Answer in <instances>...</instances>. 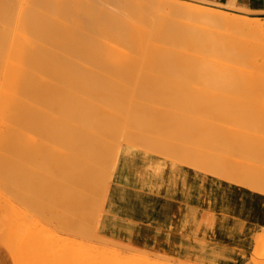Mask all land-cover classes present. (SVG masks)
I'll use <instances>...</instances> for the list:
<instances>
[{"label": "bare ground", "instance_id": "6f19581e", "mask_svg": "<svg viewBox=\"0 0 264 264\" xmlns=\"http://www.w3.org/2000/svg\"><path fill=\"white\" fill-rule=\"evenodd\" d=\"M0 18L1 20H3L0 21V27L3 28V30L1 29V31L5 32L4 35L5 37L4 39H2L3 45L9 42L8 50H6V52L4 50L3 51L0 50V152H1L0 157L4 158V160L7 158L5 160L6 162L8 160L11 161L10 157H16L17 155V158L16 160H14L13 165H15L16 162V166H18L17 164H21L22 166V164L24 163L28 164L27 163L28 160H29L28 162L34 163V161L32 162V158H29L31 156H28L29 155L28 152L30 151V155H31L32 153L34 154L36 149H38L39 153H36L38 152L36 151L35 152L36 156H33L32 154L33 160L35 157V160L37 158V162H38L37 163L35 161V164L36 163L38 164V165L36 164L37 166L34 164L36 167H38V169L34 168L35 171L37 170V173H35L34 171V173L37 175V178H34V176L36 175L34 173L31 174V172H29V169L28 171L25 169V171L30 173V176H28V178L32 177L33 175L32 178L37 180V181L35 180L37 182V185L39 184V186H41V189L43 191H41V189L39 190L42 192L41 194L39 191H37L39 188L38 189L36 188L37 190L33 191L34 187L32 188V186L35 185V181L32 178H30L29 181L30 182L34 181L33 185L31 184L32 182L30 183L28 181L26 185L27 184L32 185L30 187L32 189V192H37L42 197V199L40 200H43L42 202L46 204L48 208L46 209V211L49 210V212L52 214V217L54 215L53 219L56 218V221L57 219H60L59 221L62 220L63 224L58 221L57 222L64 225L65 228L63 227V229L65 231H69L70 236L72 234L74 235L73 238L70 237L66 238V236L64 238V235L61 234L63 236L62 239L59 236L60 234L57 233L59 235H55V237L52 238L54 236L53 235L54 233H52L51 231L52 226L50 227V229L47 226L48 230L46 228L45 229L43 228L47 233V236L45 237V241H44L45 244L43 243V241L41 243L44 247L47 246L48 248V251L45 253L44 252L45 250L43 251L42 249L43 246H41V244L38 243L39 242L38 237H36V240L38 242H35V240L34 243L32 242L34 246L32 245V243L30 245L28 244L25 245V242L28 238L27 236L26 237L24 236L25 239L27 238L24 241L23 236H21L23 234V230L19 226V229L22 230V234L19 235L20 237L19 242H24V243H20L22 247L19 244L16 247L15 244L19 242L16 241L17 243L14 244L12 242H9L8 238L11 239V236L14 233H15L14 235H16V232L14 231L17 230L12 231L11 229H15L17 227V226L16 227L13 226L15 225L14 223L15 221H17V219H22L21 216L20 218H14L19 214H22L18 212L19 214L17 215V213H15L16 214L15 215L14 214L15 210L23 211L25 207L19 208L23 210H17L16 208L14 210L10 207L9 208L5 207V210L9 209V211L0 210V213L2 214L3 211L7 212V214L5 213L6 219L0 217L1 218L0 229L3 230V228L4 229L6 228V230L4 231H8L5 232V235H7L6 239L10 243V245L14 244L13 247H15L13 250V247L9 246L10 248L12 247L13 250L12 253L16 254L18 252V251L14 252L16 248H18L19 250L21 249L19 252L22 253L23 251V254L25 253L24 256L26 255L25 258L27 257V259H29L28 256H30L31 258L34 257L32 261L29 260L31 264H187L188 261L193 262L191 264H213V263L217 264L218 261L209 258L208 254L198 253V252L195 253L194 250H190V248L189 250L183 249L180 252H178L180 256L175 252L170 251L169 252V256L171 257L170 259L168 258L169 257L168 255L165 256L166 255L165 253L163 254L161 252L159 253L156 252L157 253V254L155 253L156 255H163L162 257L161 256L159 257L154 254H151L150 253L151 250L149 251V249H148L149 251L148 253V251L144 247H142L143 251H141L142 250L141 247H140L141 250L136 249L139 247L134 246L135 248H133V246L132 247L130 246L132 245L131 243H129V245H127V243L126 245H123L125 243L120 244L119 242L121 240L123 242H126L123 239H121L118 242L119 244L117 243L115 244L116 241L112 242L113 240L111 239H116V240L119 239L120 233L119 232L116 234L109 233L108 227L104 225L103 219H101V209L98 208L97 205L99 204L98 200H101L100 199L101 195L104 197L110 192L109 180L110 177L113 176L115 168L121 170L123 169L124 166L123 161L126 163L124 159H119V160L117 159L119 150L117 151L116 149L117 137H115V134L116 136L118 133H119L118 135L123 134L120 133V131L118 132L119 126L124 128L126 127V123L130 122L129 124L130 126L139 129L141 128L143 131L145 130L146 127L147 129L149 128V130H151V132L154 133L152 134L155 138L150 137L151 135L150 132H149L150 135L146 134L147 138L144 136L147 139V142L149 143L150 148L148 149L150 150L152 149V152L155 151V153L156 151H161L164 154H166L165 157L167 156V158L169 157L170 159H171L170 156L172 155L171 153L175 152L176 154L180 149L181 152L183 149H189L190 151L193 150L194 154H199L195 152V149L201 148V145H207L208 142L211 141L210 134H216L218 132L217 130H219L218 128L221 129L223 128L224 130L225 127L223 126L224 122H218L219 120L217 121L216 119H213L211 117H210L211 119L208 117L203 118V115H201L202 118H197L195 115V117L193 116L192 118L190 117L191 115L184 113L183 115L186 116L185 119L184 117H180L182 113L181 114L177 113L179 115L178 116L176 114V112L178 111L174 112L173 110H175V108L173 109L169 107V106L175 107L174 106L175 104L176 105L179 104L176 103V100H174V97L177 96H174L173 99H170L172 98L171 94L173 93L175 94L177 92H173V93L170 92L171 96L170 98H168L166 97V95H164V93L161 90L159 91V93H157V91L155 90L157 94L154 97L148 96L150 97L148 98L147 95L149 93H147V91H149L148 89L150 88H147V90L145 91L146 89L145 87H147V84L150 81H148L147 79L150 78L152 80L150 84L153 83L154 86L158 88L166 85V87L169 86L168 88L170 89H172L173 86H175V84L179 80L181 81V79L183 81L184 80L187 82L189 81L190 84V82H192L190 80L195 78V76L197 80L194 82L198 83L199 81L200 84H201L200 80L204 81V83L206 81H211V82L213 81L219 83L227 82L228 84V82H233L236 80L239 82L242 81L241 78L244 79L243 75L245 76V74L246 75L248 74V76L246 77H250L247 78L249 79V81H252V79L256 78V76L258 77L254 80H258V78L261 75L258 72H260L259 70L262 69L258 67V62H257L259 59L258 54L260 56L262 52L260 53L259 50H263V49H260L262 48L260 47L259 50H257L258 48L256 47V44L255 45L253 44L252 39L255 38L256 40L257 38L261 39L262 37H264V14L248 13L241 10L229 11L224 8L212 7L205 3L193 1V0H0ZM246 39L247 40L250 39L251 42H248ZM247 42L249 43L250 46L248 45L247 47L248 49L246 48L247 49V53H246L245 46L247 45L245 44ZM255 42L257 43L258 41ZM263 56L262 58H264ZM145 76L147 79H144ZM167 77H169L170 80H167ZM145 80H147L148 83ZM183 81H181V84L185 86L184 84L185 81L184 82ZM194 82L192 84H194ZM238 82H235V84L237 85ZM209 83H207L206 85H208L210 88ZM189 84L186 83V87L188 85V89L190 88L189 86H191ZM220 84L219 87L222 86ZM235 84L232 85L236 86ZM177 85L178 83L176 84V86ZM202 85L204 86V84H201V86ZM226 85L224 88L222 86V90L226 88ZM148 86L150 87V85ZM203 86L201 88H203ZM158 88L156 89L158 90ZM180 88L182 89L184 87H180ZM232 88L230 87V89ZM166 89H164V91ZM196 89H193L194 91L192 90V92L190 93L194 94L195 92L197 94L198 90L196 91ZM216 89L218 90V92L221 91L218 89V87ZM173 90L175 89H172L171 91ZM204 90L206 91V88L203 89V91ZM150 91L151 92L153 91L152 88ZM199 92H201L200 89ZM227 94H228L227 96L229 97L230 93ZM198 95L199 94H197V97ZM143 96H146L147 100H154V101H146V98H141ZM202 97L204 98V96ZM191 98L194 101V98L192 96ZM211 98L212 96L210 97V99ZM223 99L225 101L226 98ZM228 99L230 100L231 98ZM178 101H183V100H178ZM134 102H137V104L134 105ZM164 102H166L167 104L164 105L163 104ZM202 102H204V100ZM168 103L170 104L169 106ZM207 103H205V105ZM180 104L183 103L180 102ZM197 104L198 103H196V105ZM223 105L221 106L223 107ZM177 109L180 108H176V110ZM202 109H204L205 111L207 110L205 108H201V110ZM184 110L187 109L184 108L182 111ZM193 112L191 113L193 114ZM196 113L197 112H195V114ZM209 113L208 115H210ZM241 113L242 111L239 114ZM140 114L149 117L150 119L147 118L149 119L148 120L149 122L147 120H146L147 123L143 121L141 122L139 118L137 120V117ZM157 114H159V117H161L160 118L161 121H157L158 119L155 120L156 118H158V116H155ZM225 114L224 115L227 116L228 113L226 112ZM187 115L188 117H190V119L189 118L187 119ZM197 115L200 116L199 113H197ZM236 117L234 115V118ZM140 118H142V116H140ZM244 118L246 119V116ZM132 119L135 122H133ZM218 119L220 118L218 117ZM236 119H239V116ZM254 119L253 120L250 119L249 121H252L253 123ZM236 121L235 119L231 120L230 122L227 121L228 123L227 126L225 127L227 129L226 133L228 130H230L229 132H231V130L238 131V129H240L239 128L240 124H238V122ZM154 122H156V124L159 125L158 129L156 130H154L156 128ZM243 124L240 127H242ZM253 124H255L254 126H256V123ZM247 125L245 124L244 126L248 127ZM252 125L250 123L249 127H251ZM244 126L242 127L243 129L246 128ZM256 127L252 129H256ZM142 130H139V132H141ZM145 131L148 132L147 130ZM145 131L143 133L144 135H145ZM130 133H134V131L133 132L130 131ZM218 133H220L219 135H221L222 132H218ZM134 134L136 135L137 138V139L135 138L136 140H131L134 139L133 135L132 136L129 135V137L131 136V138L128 137L127 140L128 142L129 140L137 141V142L136 143L131 142L129 144L133 145L132 143H134V146L140 144L139 146L141 147V144L145 143V141L144 142L141 141L145 139L143 138V134L141 133V136L140 133L138 134L139 136H137L136 133ZM251 134L253 133L251 132ZM258 134L257 136H259ZM217 135L218 134H216V136ZM255 135L256 134H254V137H256ZM126 136L127 135L125 134V138ZM236 136L237 135H235V137ZM114 137L116 138V140L114 139ZM119 137L120 136H118V139ZM125 138L121 136V140L124 142L126 140ZM245 138L246 136L243 137L242 139L245 140ZM256 138L258 139V137ZM138 139H140L139 143H138ZM215 139H217V137ZM221 141H224V139ZM225 141L226 143L228 142L226 139ZM238 141L240 142V140ZM239 142H237V146ZM213 143L215 144L216 142L215 141L212 142V145ZM240 143L243 144L244 141H241ZM254 143L252 144L254 145ZM225 144L224 147L226 146L225 148H228L227 145ZM208 145L207 147L209 148L214 147V145L213 146H208ZM240 145L238 147H241ZM217 146L220 147L219 145ZM228 146H230V149L227 150L229 151V156L233 153L235 154L234 151L236 152L238 151L237 146H235L236 147L235 149L234 146L231 145ZM245 146L247 145L245 144ZM145 147L147 148V146ZM145 147L144 148L141 147V148L146 149ZM218 147L216 148L218 149L217 151H219L218 153L220 154V150ZM221 147L222 148L220 149L223 151V145H221ZM242 147L244 148V146ZM256 147L257 146L255 145L254 149H256ZM6 148H10L9 150H11V148L13 149L20 148V149H17L19 150L18 153L14 152V154L13 153L10 154L7 152L8 155H6L7 153L5 154V152L2 151ZM216 148H214V150H216ZM32 149H34V151L31 153ZM231 149L232 150L234 149V151L232 152ZM246 149L248 148H245V150ZM250 149L248 151L251 152ZM21 151H23L24 154H26V152L28 151L27 152L28 155H25L28 157L23 156L24 154ZM242 151L243 149H241V151L238 152H242ZM255 152L253 151V153ZM184 153H187V157H188L187 150ZM211 153L210 154L206 153V154L208 155V157L210 155V158L212 156V159H214L215 162L210 159L211 165L207 164L208 165L207 167L209 169L212 168L213 169L212 172H219V170H223V168L225 170V165L223 167L222 163L221 164L219 163L220 157H218L224 152L221 153L220 155L214 154L215 156L218 155L217 157H215L214 155H212L213 153L212 154ZM253 153L252 155L251 153H249V155H251L250 157L252 158L254 155ZM181 154L182 153H180L179 157L180 159H183L181 157ZM194 154L192 156H194ZM226 154L228 155L227 152ZM236 154H239V156H241L240 154L242 153H236ZM5 155L7 157H5ZM177 155L178 154H176V156ZM173 156L175 155L173 154ZM205 156L203 157L201 156L200 158L204 159ZM258 156L259 158L262 157V156L260 157V154ZM226 157L228 156L225 155L224 159ZM231 157L229 163H231L232 160ZM246 157L248 161L249 156ZM257 157L255 155L253 161L255 159V162H257V164L258 163L261 164V161L258 162L259 159ZM106 158H111V161L110 159L108 161L109 162L108 166H107L108 164L107 161L106 164H103ZM244 158L242 157V159ZM263 158H261V160ZM172 160L176 161L177 158L175 159L172 158ZM192 160L193 163H195V165L192 162L190 163L192 167L195 166V168H198L197 166L199 165V163H202L203 161V160L201 161V159L197 160L196 157L195 159L192 158ZM250 160L252 159L250 158ZM263 161L264 160H262V162ZM5 162L2 163L5 164ZM12 162L10 163L12 164ZM178 162H180V160ZM213 162L215 163V166H212ZM250 162L253 163L252 161ZM2 163L0 162L1 164L0 166H2V168L6 167L7 169V166H10L8 164L7 166H5L6 164L2 165ZM30 163L28 165H31ZM197 163L198 165H196ZM235 163H238V161H236ZM216 164H218L219 166L217 165L216 167ZM101 165L103 167H101ZM105 165L107 167H104ZM251 165L249 164L248 167ZM35 166L32 165L31 168L29 167L30 171L31 169L33 170V167ZM258 166L259 165H257V167ZM201 167L202 166H199L198 169H200ZM204 167L205 166H203L200 170H202ZM218 167L221 168L219 169ZM228 168L229 167H227L226 169ZM255 168L256 167L254 166V168L251 169L252 170L254 169L256 171H252L251 169L249 170V168L248 170L251 172V174L257 172V170L258 172L264 171L263 168L262 171L259 170L260 167H258V169ZM235 169H237V172L239 171L238 168L235 167ZM235 169L234 170L232 169L233 171L231 170L232 174L230 175L234 177L235 181L239 182L240 178L238 179L237 178L238 176L237 177L234 176V175H238V173L233 174ZM248 170H246V172H248ZM10 171L14 173L12 170ZM21 171L22 170H19V172ZM204 171L207 172L208 169ZM19 172L18 171L15 172L13 176L19 175L20 174ZM27 172L25 173V175L27 174ZM220 172L222 173V176L226 175L225 173L223 174L222 171ZM12 173L11 176L8 175L10 176L11 179L10 183H9V177L6 176L8 178L6 179V177L4 176L5 177L4 181L8 180L6 181V184L7 183L11 184L12 180L13 183L16 182V180H14L15 177L14 178L12 177ZM101 173L102 176L105 174L107 177H109L108 180L105 179L106 181L103 182L102 181L103 178L100 176ZM221 173H219V176H221L220 175ZM243 173H245V171H243ZM1 174L2 173L0 172V176ZM5 174L6 173H4V175ZM257 174L258 173H255L254 175L256 176ZM259 174L262 175L261 177L263 178V173H259ZM254 175H251V177ZM99 176L100 179L102 178V180L98 179ZM248 176L250 177V174L247 175L245 178H247ZM18 177L16 178L17 181L19 180ZM233 177H228V178L233 179ZM249 177L248 180L250 179ZM25 178L26 177L22 179ZM28 178L26 179L28 180ZM252 178L254 179V177ZM252 178H251V182H254L255 179L253 181ZM258 178L259 177L257 176L256 179L258 180ZM97 180H99V184L97 183V185L99 190H101V194L99 193V190H97L98 188L97 185L95 184L96 182H98ZM262 180H264V178ZM25 181L21 180L23 184H25L24 183ZM102 182L103 184L101 186L100 183ZM255 182L253 184H255ZM259 183L264 184V181L257 182L256 185H258ZM262 184L260 188H262ZM18 185H22V184H20L19 182L17 186ZM94 185L96 186L97 189L93 188ZM99 185L101 187H99ZM6 187L7 186H5V188ZM26 188H28V185L26 186ZM26 188L23 190L21 188L20 189L22 190L23 193H25L24 191L27 190L28 191L26 192V194L28 192L30 193L31 191L29 190L30 188L29 189ZM32 192L28 194L31 196ZM230 192H232V190ZM33 194H35L32 195L34 198V196H36V193ZM29 195H26V197ZM95 196L96 198L99 196L97 200ZM228 196H229L228 199H230L232 196L237 197V200L241 202L240 204L241 206H238L237 208L241 207L246 211L245 212L246 218H249L251 220L254 218V214L257 213V221L258 222L262 221V218H264V206H262L261 204L262 200L257 198L255 195H253L251 199H248L243 195L232 194V193H230ZM28 198L29 197H27L26 199ZM94 199L96 200L97 203L95 206L98 209L94 207L93 211L85 213L86 211H90L89 209L87 210V207L89 208L90 206L91 207L94 206V202H95L93 201ZM28 200H33V199H28ZM34 200L31 202L32 205H35V202L39 203L36 200V197L34 198ZM90 201H91V205L89 203ZM25 203H23V205ZM46 206L44 207L46 208ZM44 207H43V211H45ZM29 210L31 213L32 209ZM11 211H13L12 214H14V217L10 218L11 222L13 223L12 219L14 220L16 219L13 224H11L10 222H6L7 220L10 221L9 216L11 215L10 213ZM33 211H35V209ZM36 211L38 210L36 209ZM25 212L23 214H25ZM38 212L40 213V211ZM32 213L31 214L26 213L28 216L27 215L25 216L26 218L28 217L29 224L26 223L28 224L27 225L28 229L32 225H35L33 222L36 218L34 217L35 218L34 219L32 216L31 218L33 219L29 218L30 217L29 215H32ZM35 214L34 216H36ZM46 216H51V215L47 214ZM29 219H31L32 222H30ZM2 220L3 221L5 220V222L7 223V227L6 225L5 227H3L4 224H2L3 223ZM25 221L27 220L25 219ZM39 221L40 220H38V222ZM9 223L14 228H12V226H10ZM30 223L33 224L31 225ZM39 224L37 226H40ZM29 225L31 226L29 227ZM55 226L57 225H53V230ZM26 227L25 229H27ZM60 228L61 227L59 226V230H61ZM28 229L25 231H28ZM10 230L11 232H9ZM30 231L31 230L29 229L28 233H30ZM41 231L43 230L40 229V232ZM45 232H43L44 235H46ZM59 232L62 233V231ZM28 233L25 232L24 235H27ZM35 233L38 232L35 231ZM32 234H28V237L29 235ZM97 234H99L100 236ZM14 235L12 237H14ZM31 237H33V235ZM31 237L29 238L31 239ZM39 237H43V236H39ZM104 237L108 239L106 240ZM255 237H256L255 240L256 243L253 241V243L255 244L254 246L252 245V247L254 248H252L253 249L252 251L250 250L252 253L253 251L255 253L257 247L256 244L260 243L261 245L264 246V232L263 234L261 233V234H257V236L255 235ZM58 239H60V242H62V244H60L61 245L60 247L57 246L56 243L58 242ZM61 239L63 241H61ZM29 240L28 243H30ZM44 249H46V247ZM263 249L260 248V250ZM260 250H258V252H260ZM261 252H264V250ZM18 253L16 254L18 255L16 258L19 261L24 262L22 263L18 261V263H22V264L30 263L29 261H28L29 263H25L27 262V260L24 258L19 259V256H21L22 258V254L19 253L20 254L19 255ZM254 253L253 256L250 257V259L252 258L254 264H264V255L261 253V255L259 256H262V258L254 261L255 259ZM174 258L175 259L179 258V260L176 261L178 263L173 262L175 260ZM219 261L223 262L221 260Z\"/></svg>", "mask_w": 264, "mask_h": 264}, {"label": "rangeland", "instance_id": "374dc122", "mask_svg": "<svg viewBox=\"0 0 264 264\" xmlns=\"http://www.w3.org/2000/svg\"><path fill=\"white\" fill-rule=\"evenodd\" d=\"M193 1H198V2H202V3H205V4H207V5H210V6H212V7H218V8H224V9H227V10H229V11H235V10H237V11H245V12H248V13H262V14H264V12H255V11H250V10H247V9H244V8H242V7H240V6H233V5H228V4H220V3H214V2H208V1H203V0H193ZM0 21H3V20H1V18H0ZM1 29L3 30V28L2 27H0V50L1 51H5L6 52V50H8V46H9V42H7V43H5L4 45H3V42H2V39H4V35H5V32L4 31H1ZM4 32V33H3ZM247 40V39H246ZM248 42H251L250 41V39L249 40H247ZM252 41H253V44L255 45L256 44V47L258 48H256L257 50H259V48L260 47H262V48H260V49H263L264 50V37H262L261 39H259V38H257L256 40H255V38H253L252 39ZM255 41H258L257 43L255 42ZM260 41V42H259ZM246 42V41H245ZM246 43L245 45H247V46H245V50H246V53H247V47H248V45H249V43ZM255 42V43H254ZM260 43V44H259ZM257 44H258V46H257ZM262 44V45H261ZM261 45V46H260ZM250 46V45H249ZM247 48V49H246ZM19 49V48H18ZM263 50H259V52L261 53L262 52V54H263ZM258 52V51H257ZM258 52V53H259ZM262 54H260V56H259V54H258V57H259V59H258V67H260V68H264V58H262V56L264 55H262ZM262 55V56H261ZM264 57V56H263ZM262 69H260L259 71L260 72H258V73H260L261 75H260V77L258 78V80H254V79H256L258 76H256V78H253L252 79V81H249V79H247V78H250V77H246V76H248V74L246 75L245 74V76L243 75V77H244V79L243 78H241V80L243 81V80H246V81H233V82H228V84H227V82L225 83V82H220V83H222V84H220L219 82H211V81H206L205 83H204V81H202V80H200V82H201V84H204V86H203V88H201L202 86H201V84L199 83V81H198V83L197 82H194V81H196L197 79H196V76H195V78H193V79H191L190 81H192V82H190V84H189V81L187 82V81H185V86L184 85H182L181 84V81H183L182 79H181V81H180V83H179V81L177 82L178 83V85L176 86V84H175V86H173V88L172 89H175V90H173V91H171L172 89H170V88H168L169 86H167L166 87V85H164V86H162V87H156V86H154V84L152 83V84H150V82L152 81L150 78H146V76H145V78L144 79H147L148 81H150L149 83H148V81L147 80H145V81H147V87H145L146 89H145V91L147 90V88H150V89H148L149 91H147V93H149L148 95H147V97L148 96H150V97H154L157 93H159V91L161 90L163 93H164V95H166V97H168V98H170V96L172 97V98H170V99H173V97L174 96H177V97H174V100H176V103H179V104H175L174 106L175 107H172V106H169L170 104L168 103V106L170 107V108H175V110H173L174 112H176V111H178V112H176V114L178 113V114H181L182 113V115L180 116V117H184V119L186 118V116L185 115H183V113L184 114H189V115H191L190 117H192L193 118V116L195 117V115H196V117L197 118H202V116L201 115H203V118H213V119H216L218 122H224L223 123V126H227V123L228 122H230L231 120H234L235 119V121L236 120H238V121H236V122H238V124H240V126L243 124V123H245L248 127H246V126H244L245 124H243V126L244 127H246L245 129H243L242 127H240L239 126V128L240 129H238V131L237 130H235V131H232L231 130V132H229L230 130H228L227 131V133H226V128L224 127V130H223V128L221 129V128H218L219 130H217L218 132H222L221 133V135H219L220 133H218L217 131V133L216 134H218L217 136H216V134H210V140L211 141H209L208 142V144H210V145H208V146H213L214 145V147H207V145H201V148H199V149H195V152L196 153H199V154H194V151L193 150H189V149H183L184 150V152H186V150H187V152H188V157H187V153H184L183 152V150H182V152H181V149L180 150H178V152L176 153V154H178L177 156L179 157L180 156V153H182L181 154V157L183 158V159H180V157H179V159H178V157L176 156V154H175V152H172L171 154V159L168 157L167 158V156L165 157V155L166 154H164L163 152H161V151H156V153H155V151H154V149H153V151L154 152H152V149L150 150V149H148V148H150L149 147V143L147 142V137H146V134L147 135H150V133H151V135H150V137L152 138V137H154L153 136V132H151V130H149V128L147 129V127L145 128V130H149L148 132H146L145 130V135L143 134L144 133V131L140 128H134L133 126H130L129 124H130V122H128V123H126V127H124V128H122L121 126H119V125H116V126H119V129H118V132L120 131V133H123L124 134V132H125V130H126V132H125V134L127 135L126 136V138H125V134L123 135H118L117 134V136H116V134H115V137H117V140H116V138L114 137V139L116 140V142H117V146H116V149H117V151L119 152L118 153V156H117V159L119 160V159H124L125 161H126V163L123 161V163H124V166H123V169H121V170H118L117 168H115V170H114V173H113V176L112 177H110V180H109V193L106 195V196H102L101 195V197H100V199L101 200H98L99 201V204L97 205V207L98 208H100L101 209V219H103V223L104 224H106V222L108 223V225L106 224V226L108 227V230H109V233H112V234H116V233H120V236H119V239H111V240H113L112 242H115V244L117 243V244H122V243H125V244H123V245H126V243H127V245H129V243H131L132 245H130L131 247L133 246V248H135V247H139V248H136V249H140L141 250V248L142 247H144L147 251H148V249H149V251L151 250V254H154V255H156L157 253H159V252H161V253H165L166 255L165 256H169V252L170 251H172V252H175L176 254H178L176 251H175V248H174V246H170V247H168V248H166V249H163V248H158V247H155V246H151L150 245V243H149V241L148 240H144L145 238H148V236L147 237H145L144 236V238H143V235H142V232H141V230H142V223H138V222H136V220H135V217H137V218H141L139 215H137L136 213H132V211H131V213H130V206L133 208V209H138V207L135 205L134 206V204H133V202H135V204H136V202H138V203H141V205H140V207H142V205H143V203L145 202V201H147L148 200V198H152V199H157V198H159V197H157V196H152V197H150V194L151 195H160V194H162V195H165V193H167V194H169V195H172V197H175V199L176 198H179V197H181V201H183V208H182V210H181V213L179 212L180 210L179 209H177L176 208V210L173 212V216L171 217V219H172V222H171V226H170V230L174 233V234H176L178 237H179V235L180 236H182L183 235V241L185 242V241H187V244L189 245V246H191V244H193V249L192 250H194V252L195 253H206V254H208V257L209 258H212V260H217L216 262H217V264H220V263H222V264H254V262L252 261V258L250 259V257H252L253 256V253H254V251H253V253L251 252L253 249L252 248H254V247H252V245L254 246V244L256 243L255 242V240H256V237H255V235L257 236V234H263V232H264V218H262V221L261 222H253V221H251L249 218H246L245 217V210H241V211H239L238 210V206L236 205L238 202H239V200H237V197H234V196H232L230 199H228V195L230 194V193H232V194H238V195H243V196H245V197H247L248 199H251L252 197H253V195H255L257 198H259L260 200H262L261 202H263L264 203V193H262V192H264V184H262V183H259L258 185H256V183L257 182H260V181H264V180H262L263 178H264V171L263 172H258V170H257V172H254L253 174H251V172L249 171L251 168H254V166L258 169V167H260L259 168V170H261L262 171V168L264 169V161L262 162V160H264V156H263V154H264V151H262V150H264V69H263V71H262ZM262 71V72H261ZM257 73V74H258ZM172 76V75H171ZM250 76H252V75H250ZM254 77V76H253ZM172 78V77H171ZM197 78H199V77H197ZM167 80H170L169 79V77H167ZM166 81V80H165ZM183 81V82H184ZM247 81H249V82H247ZM168 82V81H167ZM194 82V84H192ZM210 82V83H209ZM235 82H238L239 83V85H238V83H237V85L235 84ZM186 83L187 84H189V85H191V86H189L190 88L188 89V85H187V87H186ZM196 83V84H195ZM207 83H209V85H210V88H209V86L208 85H206ZM216 83H217V85H216ZM243 83V84H242ZM182 86H181V85ZM213 86H212V85ZM215 84V85H214ZM219 84L220 85H222L223 86V88L225 87V85H226V88L225 89H223L222 90V86H220L219 87ZM232 84H235L236 86H233ZM241 84V85H240ZM148 85H150V87L148 86ZM194 85V86H193ZM232 88V87H234V88H232V89H230V87ZM199 86H200V88H199ZM206 86V87H205ZM211 86H212V88H211ZM180 87H184V88H180ZM196 87H197V89H196ZM218 87V89L219 90H221V91H219L218 92V90L216 89V88ZM229 87V88H228ZM151 88H152V92L150 91L151 90ZM155 88V89H154ZM156 88H158V90L156 89ZM162 88V89H161ZM167 88V89H166ZM196 89V91H197V94H199L198 95V97H197V94L194 92V94H191L190 92H192V90L193 89ZM206 88V91L204 92L203 91V89H205ZM216 90H215V89ZM241 88H243V89H241ZM164 89H166L165 91H166V94H165V91H164ZM170 89V90H169ZM183 89H185V90H183ZM199 89H200V91L201 92H199ZM212 90V91H210V90ZM214 89V90H213ZM229 91H228V90ZM157 91V93H156V91ZM177 90V91H176ZM181 90V91H180ZM187 90V91H186ZM184 91H186V92H184ZM189 91V92H188ZM194 91V90H193ZM170 92H177V93H173V94H171ZM180 92V93H179ZM204 92V93H203ZM208 92V93H207ZM217 92V93H216ZM169 95H168V94ZM203 93V94H202ZM226 93V94H225ZM227 93H230L229 95V97L227 96L228 94ZM150 94H152V95H150ZM171 94V95H170ZM181 94V95H180ZM183 94V95H182ZM184 94H187V95H184ZM196 94V95H195ZM206 94H209V95H206ZM215 94H216V96H215ZM218 94H219V96H218ZM220 94H221V96H220ZM224 94V95H223ZM196 96L197 97V99H196V97H194V96ZM212 96V100L210 99V97ZM213 95H214V97H213ZM182 96H184V97H187V98H184V97H182ZM191 96L194 98V101H193V99L191 98ZM202 96H204V98L206 99V96H207V99H206V101L208 102H206L205 101V99L202 97ZM209 96V97H208ZM225 96V97H224ZM232 96V97H231ZM150 97H148V98H150ZM199 97H200V99L203 101L204 100V102H202L200 99H199ZM218 97H220V98H218ZM141 98H146V96H143V97H141ZM182 98V99H181ZM189 98V99H188ZM217 98V99H216ZM223 98H226L225 99V101H224V99ZM228 98H231L230 100L228 99ZM237 98H239V99H237ZM191 99H192V101H193V104L196 102V103H198L197 105H196V103L193 105L192 104V101H191ZM221 99V100H220ZM237 99V100H236ZM178 100H183V101H178ZM185 100V101H184ZM199 100V101H198ZM215 100V101H214ZM218 100V101H217ZM220 100V101H219ZM228 100V101H227ZM126 101V100H125ZM146 101H154V100H147V98H146ZM188 101V102H187ZM191 101V102H190ZM198 101V102H197ZM211 101V102H210ZM217 101V102H216ZM224 101V102H223ZM227 101V102H226ZM238 101V102H237ZM123 102V101H122ZM180 102L181 103H183V104H180ZM200 102V103H199ZM201 102H202V104H201ZM222 102V103H221ZM184 103H186V104H184ZM205 103H207L206 105H205ZM210 103V104H209ZM221 103V104H220ZM121 104V103H120ZM119 104V105H120ZM137 104V102H134V105H136ZM164 105L165 104H167L166 102H164L163 103ZM201 104V105H200ZM211 104H213V105H211ZM224 104V105H223ZM232 104H233V106H232ZM244 104V105H243ZM189 105V106H188ZM192 105H193V107H195V108H193L192 107ZM203 105H205V106H203ZM208 105V106H207ZM221 105H223V107L221 106ZM234 105H235V107H234ZM237 105V106H236ZM240 105H242V106H240ZM181 106H182V108H181ZM188 106V107H187ZM199 106V107H198ZM202 106V107H201ZM229 106V107H228ZM189 107H191V108H189ZM205 108V109H207L206 111L204 110V109H202L201 110V108ZM207 107V108H206ZM226 107V108H225ZM232 107H234V108H232ZM176 108H180V109H177L176 110ZM187 109V110H184V111H182L183 109ZM193 108V109H192ZM200 108V109H199ZM215 108V109H214ZM219 108H222V109H219ZM228 108V109H227ZM232 110H231V109ZM182 109V110H181ZM191 109V110H190ZM209 109V110H208ZM225 111H224V110ZM181 110V111H180ZM200 110H201V112L203 113H201L200 112ZM210 110H212V111H210ZM227 110V111H226ZM242 111V113L241 114H239L241 111ZM194 111V112H193ZM208 111V112H207ZM209 111H210V113H209ZM214 111V112H213ZM219 111V112H218ZM221 111H222V113H221ZM236 111V112H235ZM186 112V113H185ZM191 112H193V114L191 113ZM195 112H197V113H199V115L200 116H198L197 115V113L195 114ZM207 112V113H206ZM223 112H224V114L227 112L228 114H227V116H225L224 114H223ZM235 114H234V113ZM191 113V114H190ZM208 113L211 115H208ZM212 113V114H211ZM218 113V114H217ZM231 115H230V114ZM177 114V115H178ZM206 114V115H205ZM217 114V115H216ZM224 115V117L226 118V120H225V118L223 117V115ZM234 115H235V117L238 115L239 116V119H236V118H238V116L236 117V118H234ZM242 115V116H241ZM244 115V116H243ZM140 116H142V118H140ZM145 116V117H144ZM155 116H158V118H156L155 119V117H154V119L155 120H157V121H161V117H159V114H157V115H155ZM179 116V115H178ZM221 116H222V118H221ZM231 116H233V117H231ZM246 116V119L244 118ZM253 117V119H254V122L253 123H256V126H254L255 124H253L252 123V121H249L250 119L251 120H253L252 119V117ZM190 117H188V115H187V119L189 118L190 119ZM216 117V118H215ZM218 117L220 118V119H218ZM230 117V118H229ZM243 119V121H242V119ZM138 118L140 119V121L142 122H145V123H147L146 122V120L148 121L150 118L149 117H146V115H143V114H140L138 117H137V120H138ZM147 118H149V119H147ZM210 118V119H211ZM248 119V120H247ZM133 120V119H132ZM222 120V121H221ZM224 120V121H223ZM241 122H240V121ZM225 121H226V123H225ZM228 121V122H227ZM249 121V122H248ZM133 122H135L134 120H133ZM138 122V121H137ZM149 122V121H148ZM250 123H251V127H249L250 126ZM225 124V125H224ZM154 125H156V128L154 129V130H156V129H158V127H159V125L158 124H156V122H154ZM158 125V126H157ZM130 127H132V128H130ZM256 127V129H252V128H255ZM130 128V129H129ZM248 128H251V129H248ZM258 128V129H257ZM134 129V130H133ZM121 130H122V132H121ZM139 130H142L141 132H139ZM241 130V131H240ZM244 130H245V132H244ZM251 130V131H250ZM253 130V131H252ZM124 131V132H123ZM130 131L131 132H133L134 131V133H136L137 134V136H139L138 134L140 133V136H141V133L143 134V138H145L144 140H141V141H145V143H143V144H141V147H145V146H147V148L146 149H148V150H150V151H148V150H146V149H142L139 145L140 144H138L139 143V141H140V139H141V137H140V139H138V145H136V146H134V143H136L137 141H130L129 140V142H128V140H127V138L129 137V135H133V138L134 139H131V140H136L137 138H136V135L134 134V133H130ZM138 131V132H137ZM224 131V132H223ZM249 131V132H248ZM258 131V132H257ZM117 132V131H116ZM150 132V133H149ZM236 132V133H235ZM240 132V133H239ZM242 132V133H241ZM245 134H244V133ZM251 132L253 133V134H251ZM255 132H257V133H255ZM149 133V134H148ZM153 133V134H152ZM225 133V134H224ZM259 133V134H258ZM229 134V135H228ZM254 134H256L255 136L256 137H258V139L256 138V137H254ZM257 134L260 136H257ZM134 135H135V137H134ZM156 135V134H155ZM234 137H233V136ZM235 135H237L236 137H235ZM242 135H244V136H242ZM248 135V136H247ZM118 136H120L119 137V139H118ZM121 136H123L126 140H127V143H126V140H125V142L124 141H122L121 140ZM131 136L129 137V138H131ZM145 136V137H144ZM213 136V137H212ZM214 136H215V138L217 137V139H215L214 138ZM232 136V137H231ZM246 136V138H245V140L244 139H242L243 137H245ZM253 136V137H252ZM222 139H221V138ZM231 137V138H230ZM136 138V139H135ZM155 138V137H154ZM228 138V139H227ZM233 138V139H232ZM253 138V139H252ZM254 138H256V139H254ZM123 139V138H122ZM215 139V140H214ZM219 139H221V140H223L224 139V141H221V140H219ZM225 139L228 141L229 139V144H228V142L226 143V141H225ZM237 139V140H236ZM249 139H250V141H249ZM232 140V141H231ZM238 140H240V142L241 141H244V143L242 144V143H240ZM253 140V141H252ZM216 142L215 144L213 143V145H212V142ZM219 141V142H218ZM231 141V142H230ZM234 141V142H233ZM236 141V142H235ZM249 142V143H247V142ZM258 143H257V142ZM115 142V141H114ZM131 142H134V143H132L133 145H131V144H129V143H131ZM211 142V143H210ZM237 142H239V144H238V146L240 145L241 147L242 146H244V148L242 147H238L237 146ZM254 143V145L252 144V143ZM141 143V142H140ZM218 143V144H217ZM223 145V151L220 149V148H222L221 147V145ZM223 143V144H222ZM226 143V144H225ZM231 143H233V144H231ZM251 143V144H250ZM259 143H260V145H259ZM224 144L225 145H227V147L228 148H225L224 147ZM235 144V145H234ZM245 144L247 145V146H245ZM249 144V145H248ZM215 145H216V147H218L217 145H219L220 147H218L219 148V150H220V154L221 153H225V155L226 156H228V157H226L225 159H224V153L223 154H219L218 152L219 151H217L218 149L215 147ZM228 145H231V146H234V149L236 148L235 146H237V149H238V151H241V149H243V151L242 152H236V151H234V149L232 150L231 149V151L233 152H235V154L233 155V154H231V151H230V156H229V151H227V150H229L230 149V146H228ZM255 145L257 146L256 147V149H254V147H255ZM205 146V147H204ZM249 146V147H248ZM259 146V147H258ZM119 148V149H118ZM205 148V149H204ZM214 148H216V150H214ZM232 148V147H231ZM239 148H240V150H239ZM245 148H248V149H246L245 150ZM251 148V149H250ZM260 148V149H259ZM262 148V149H261ZM10 148H6V149H4V150H2L3 152H5V154L8 152V153H10V154H14V152H16V153H18V151L19 150H17V149H20V148H17V149H13V148H11V150H9ZM211 149V150H210ZM251 150V152L250 151H248V150ZM260 150V151H258V150ZM22 150V149H21ZM199 150H201V151H199ZM210 150V151H209ZM214 152H213V151ZM257 150V151H256ZM24 151V150H23ZM23 151H21V152H23ZM26 151V150H25ZM29 151V150H28ZM27 151V152H28ZM34 151V149H32V151H31V153ZM36 151H38V149H36ZM35 151V152H36ZM198 151V152H197ZM204 151V152H203ZM209 151V152H208ZM222 151V152H221ZM253 151L255 152V153H258V154H255V153H253ZM262 151V152H261ZM20 152V153H21ZM26 152V154H24V152H23V156H25V155H28V153H29V155L28 156H31V157H29V158H32V162L34 161V163H30V162H28L27 160V163L29 164H31V165H28V164H26V163H24L25 162V160H24V158H23V160H24V164H22V166H21V164H17L18 166H16V162H15V165H13L14 164V160H16V158H17V155H16V157H10V159H11V161H6L5 162V160L7 159H5L4 160V158H2V157H0L1 159L0 160H2V161H0L1 163L3 162H5V164H3L2 163V165H5V166H7V164L8 165H10V166H7V169L9 170L10 168V170H12L14 173L15 172H19V170H22L21 172H19L20 174H21V176H20V174L19 173H16V174H19V175H17V176H13V174L14 173H12L10 170L8 171L7 169H6V167L4 168H2V166H0V172L3 174H1V178H0V180H2V181H0V206H2V207H0V210L2 211V210H5V207H7V208H12V209H14L15 210V208L17 209V210H23V209H19V208H23V207H25V209L23 210V211H16L15 210V212H14V214L15 213H17V215L19 214V213H22V214H19L18 216H16V217H14V214H12L13 213V211H11L10 213H11V215L9 216V220H10V218L11 217H14V218H20V216H21V218L22 219H17V221H15L14 219H12V221H13V223H14V221H15V225H13V226H17L15 229H11L12 231H14V230H17V231H14V232H16V235H14V237H12L11 236V239L10 238H8V241L9 242H12V243H17V242H19L20 241V237H19V235H21L22 234V230H23V234L21 235V236H23V239H24V241L26 240V242H25V245L26 244H28V245H30L32 242L34 243V240H35V242H38L39 244H41L42 243V241H43V243H44V241H45V237L47 236V233L45 232V228L47 229V226H48V228L50 229V227H51V231H52V233H54L53 235V237L52 238H54L55 237V235H59L60 236V238H62L63 239V236L62 235H64V238H65V236H66V238H73L74 237V235L72 234L71 236L69 235V231H65L64 229H63V227H64V225H62L63 223V221L61 220V221H59L60 219H57V221L58 222H60V223H62V224H60V223H58L57 221H56V218L55 219H53L54 218V215H53V217H52V214L49 212V210H47L46 211V209H48L47 208V206H46V204L44 203V202H42L43 200H40V199H42V197L39 195V193H37V192H32V189L30 188L32 185H33V183H34V181L36 180V179H34V178H37V175L35 174V173H37V170L35 171V169H38V167H36L38 164V162H37V158H36V160H35V157H34V160H33V156H36L35 155V152H34V154H33V156H32V154L30 155V151L27 153ZM192 152V153H191ZM213 154H212V153ZM226 152L228 153V155L226 154ZM246 152V153H245ZM8 153L6 154V155H8ZM36 153H39V151L38 152H36ZM185 154V156H184V154ZM190 153H191V155H190ZM209 153H211L212 155H214V154H218V155H220V156H218V155H214L215 157H220L219 158V163L221 164L222 163V165H223V167H224V165H225V170H224V168H223V170H219V169H217V170H219V172H212V168L211 169H209L207 166L208 165H211V160L212 161H214V159H212V156H211V158H210V155H209V157H208V155L207 154ZM236 153H242V154H240L244 159H242V157L241 156H239V154H236ZM249 153H251V155H252V153L254 154L253 155V158H255V155H256V157L260 154V157L261 158H263L262 160H261V158H259V156L257 157L259 160H258V162H260L261 161V164H257V162H255V159H254V161H253V158L252 157H250L251 155H249ZM0 154H1V152H0ZM4 154V153H3ZM173 154L175 155V156H173ZM194 154V156H192ZM262 154V155H261ZM5 155V157H7ZM164 155V156H163ZM184 157H183V156ZM189 155H190V158H189ZM206 155V156H205ZM222 155H224V156H222ZM237 155H238V157H237ZM3 156V155H2ZM9 156H11V155H9ZM13 156V155H12ZM21 156H22V154H21ZM28 156H25V157H28ZM203 157V156H205L204 157V159L203 158H200V157ZM235 157V158H232V157ZM246 156H249L248 157V161H247V157ZM19 157V156H18ZM194 158L195 159V157L197 158V160H200L201 159V161H202V163H199V165H198V163L196 164V165H198L197 167L199 168V166H205L203 169L204 170H206V169H208V171L206 172V171H204L203 169L202 170H200V169H198V168H195V166L194 167H192V165H191V163L190 162H192L193 163V160H192V158ZM198 157H199V159H198ZM209 159H208V158ZM223 159H222V158ZM230 157H231V163H229L230 162ZM241 157V158H240ZM13 158H15V159H13ZM20 158V157H19ZM172 158H177V160L179 161L180 160V162H178L177 160L175 161V160H172ZM214 158V157H213ZM228 158V159H227ZM250 158L252 159V160H250ZM13 159V160H12ZM109 159H110V161H111V158H106V160L103 162V164H106V161H107V166L109 165ZM211 159V160H210ZM215 159H218V158H215ZM220 159H222V160H220ZM227 159V160H226ZM4 160V161H3ZM31 160V159H30ZM190 160H192V161H190ZM210 160V161H209ZM252 161L253 163H251L250 161ZM13 161V162H12ZM18 161H19V159H18ZM20 161H21V159H20ZM35 161L37 162L36 164H35ZM216 161H218V160H216ZM236 161H238V163H235ZM256 161H257V159H256ZM8 162V163H7ZM10 162H12V164L10 163ZM208 162V163H207ZM215 162V161H214ZM213 162V163H214ZM243 164H242V163ZM250 162V163H249ZM18 163V162H17ZM20 163V162H19ZM188 165H187V164ZM205 163H206V165H205ZM213 163H212V166H215V163H214V165H213ZM218 163V164H219ZM228 163V164H227ZM240 163V164H239ZM245 163V164H244ZM26 164V165H25ZM36 166H35V165ZM111 164V163H110ZM190 164V165H189ZM194 165H195V163H193ZM200 164H202V165H200ZM208 164V165H207ZM218 164H216V167H217V165ZM233 164V165H232ZM247 164V165H246ZM251 165V164H253V165H251V166H249L248 167V165ZM1 165V164H0ZM13 165V166H12ZM20 165V166H19ZM35 166V167H33V170L31 169V171H30V168H31V166ZM231 167H230V166ZM240 165V166H239ZM241 165H242V167H241ZM243 165H245V166H243ZM257 165H259L258 167H257ZM16 166V167H15ZM106 165L104 166V167H107ZM212 166H210V167H212ZM219 166V165H218ZM236 168H238V172H237V169H235V167ZM9 167V168H8ZM27 167V168H26ZM30 167V168H29ZM101 167H103L102 165H101ZM100 167V168H101ZM216 167H213V168H216ZM227 167H229L228 169H226ZM234 167V168H233ZM241 167V168H240ZM19 168V169H18ZM22 168V169H21ZM35 168V169H34ZM240 168V169H239ZM244 168H247V169H244ZM248 168H249V170H248ZM255 168V169H256ZM6 169V170H5ZM14 169H15V171H14ZM25 169L28 171V169H29V172H31V174L32 173H34V171H35V175L36 176H34V178H32L33 177V175H32V177H29L28 178V176H30V173L29 172H27V171H25ZM235 169V171H234V173L233 174H237L238 173V175H234L235 177H237L240 181H241V179H242V181L240 182H237V181H235V179H234V177L232 176V175H230V174H232V171ZM244 169V170H243ZM2 170H4V171H2ZM211 170V171H210ZM232 170V171H231ZM241 170H243V171H245V173H243V171H241ZM246 170H248V172H246ZM252 170V169H251ZM220 171H222L223 172V174L225 173L226 175L225 176H222V173L220 172ZM252 171H256V170H252ZM6 173L5 175H4V173ZM27 172V174L25 175V173ZM211 172V173H210ZM8 173H10V174H8ZM11 173H12V177L14 178V180H16V184L15 183H13V180H12V183L11 184H9L11 181V179H10V176H11ZM23 173H24V175H23ZM28 173H29V175H28ZM219 173H221L220 175L221 176H219ZM229 173V174H228ZM240 173V174H239ZM248 173V174H247ZM255 173H258L256 176L254 175ZM259 173H263V178L261 177L262 175H260ZM250 174V179L248 180V177L247 178H245L247 175H249ZM8 175H10V176H8ZM22 175H23V177H22ZM245 175V176H244ZM251 175H254V176H252V177H254V179H255V181H257V182H255L254 181V179L251 177ZM6 176H8L9 177V183H7L6 184V181H8V180H5L4 181V178ZM19 176V177H18ZM100 176L103 178V180H102V178L100 179ZM100 176L98 177V179L99 180H102L103 182H105L106 180H108V178L109 177H107L105 174L102 176V173L100 174ZM259 177L258 178V180L256 179V177ZM18 177V181H17V178ZM24 177H26V178H28V180L26 179V181H25V179H22V178H24ZM104 177H106V178H104ZM226 177V178H225ZM228 177H233V179L232 178H228ZM12 178V179H13ZM21 178V179H20ZM30 178H32V179H34V181L31 183L29 180H30ZM251 178L253 179V181L255 182V184H253L254 182H251ZM6 179H8L7 177H6ZM31 179V180H32ZM106 179V180H105ZM246 179V180H245ZM21 180L23 181H25L24 183L25 184H23V182H21ZM99 180H97L98 182H96L95 184L97 185V183L99 184ZM233 180V181H232ZM27 181L28 182H30L32 185H29V184H27L28 185V188H26V183H27ZM37 181V180H36ZM35 181V185H33L32 186V188H33V191L34 190H37L38 188V190L37 191H39L40 189H41V186H39V184L37 185V182ZM4 182V183H3ZM19 182H20V184H22V185H18L17 186V184H19ZM103 182L102 183H100V185L102 186V184H103ZM2 184V185H1ZM4 184H5V186H7L6 188H5V186H4ZM41 184V183H40ZM261 184H262V188H260L261 187ZM10 187H9V186ZM11 185H13V186H11ZM39 186V187H37V186ZM99 185V187H101ZM19 186H20V188L23 190V189H29V190H31L30 191V193L32 192V195H35V194H33V193H36V196H34V198L36 197V200L39 202V203H36L35 202V205H32L31 204V202L34 200V198H33V196L31 195H29L28 193L26 194V192L28 191H24L25 193H23L22 192V190L19 188ZM22 186V187H21ZM23 186H25V187H23ZM36 186V187H35ZM3 187V188H2ZM14 188H16V189H14ZM18 188V189H17ZM37 188V189H36ZM93 188H96V186L94 185V187ZM97 188H98V185H97ZM96 188V189H97ZM2 189V190H1ZM20 189V190H19ZM7 190V191H6ZM16 190V191H15ZM97 190H99V188L97 189ZM97 190H96V192H97ZM232 190V192H230ZM1 191H2V193H1ZM4 191V192H3ZM6 191V192H5ZM14 191V192H13ZM20 191V192H19ZM41 191H43L42 189H41ZM41 191H39L40 192V194L42 193ZM261 191V192H260ZM9 192V193H8ZM175 192H177V194L175 195ZM13 193V194H12ZM17 193H19V194H17ZM21 193V194H20ZM99 193L101 194V190H99ZM9 194V195H8ZM11 194V195H10ZM24 194H25V196H24ZM100 194H99V196H100ZM191 194H193V197L192 198H190L191 197ZM3 195H6V196H3ZM17 195V196H16ZM23 195V196H22ZM26 195H29V196H27V197H29L28 199H33V200H28V199H26L27 197H26ZM39 195V196H38ZM7 196H9V197H7ZM13 198H11V197ZM23 197V200H25L26 201V203H25V201H23L22 200V197ZM98 196V197H99ZM109 196H110V198H109ZM5 197V198H4ZM18 197V198H17ZM26 197V198H25ZM39 199H38V198ZM98 197L96 198V196H95V198H96V200L98 199ZM197 197V198H196ZM8 198V199H7ZM19 198H21V199H19ZM9 200H12V201H9ZM16 200V201H15ZM28 200V201H27ZM96 200L94 199L93 201H95L94 202V206H90L91 205V201L89 202L90 203V207L88 208L87 207V210L89 209L90 211H86V209H85V213H88V212H91V211H93V209H94V207L96 208V209H98L95 205L97 204L96 203ZM35 201V200H34ZM113 201H115V205H114V203H113ZM21 202V203H20ZM2 203V204H1ZM17 203V204H16ZM23 203H25L24 205H23ZM29 203H30V205H29ZM42 203V204H41ZM129 203V204H128ZM33 204H34V202H33ZM44 204V205H43ZM93 204V203H92ZM192 204V205H191ZM12 205H13V207H12ZM23 205V206H22ZM29 206V208H28V206ZM36 205H37V207H39V208H37L36 207ZM41 205V206H40ZM19 206V207H18ZM44 206H46V208L44 207V210L45 211H43V207ZM31 207V208H30ZM32 207H35V208H32ZM27 208V209H26ZM42 208V209H41ZM91 208H92V210H91ZM11 209V210H12ZM29 209H32V211H31V213L33 212L34 214L36 213V212H38V211H40V213L38 212V213H36L35 215L37 216H34V214L32 213V215H29L30 217L29 218H31V216L34 218H36L37 219V221H36V219L34 220V224L35 225H32L33 223H30L31 225H29V229L32 231V230H34V231H32L33 232V234H32V232L30 231V233H28L29 232V229H28V217L26 218L25 216L27 215V214H31L30 213V210ZM35 209V211H33ZM36 209L38 210V211H36ZM6 210H8L9 211V209H6ZM5 210V211H6ZM29 210V211H28ZM41 210H42V212H41ZM202 210V211H201ZM26 211V212H25ZM205 211V212H204ZM19 212V213H18ZM25 212V214H23ZM47 212V213H46ZM49 212V213H48ZM7 214V212H4L3 211V214L2 213H0L1 215H0V217H3V218H5V216H6V214ZM9 213V214H10ZM27 213V214H26ZM180 213V214H179ZM5 214V215H4ZM51 215V216H46V215ZM202 214V215H201ZM16 215V214H15ZM24 215V216H23ZM41 215V216H40ZM43 215V216H42ZM208 215V216H207ZM28 216V215H27ZM202 216H204V217H202ZM25 217V218H24ZM40 217H43V218H40ZM47 218V221H46V218ZM48 217H49V219H48ZM33 218H31V219H33ZM45 218V219H44ZM52 220H51V219ZM203 218H205V219H203ZM6 219V218H5ZM8 219V218H7ZM23 219H24V222H23ZM25 219L27 220V221H25ZM31 219H29V221L30 222H32L31 221ZM142 219V218H141ZM0 220H1V218H0ZM38 220H40L39 222H38ZM46 222H45V221ZM51 220V221H50ZM3 221V220H2ZM19 221H21V222H19ZM48 221H50V222H48ZM105 221V222H104ZM6 222H10L11 224H13L12 222H11V220L10 221H6ZM5 222V220L3 221V223L2 224H4L3 225V227H5V225H6V227H7V223ZM38 222V223H37ZM6 223V224H5ZM9 223V224H10ZM17 223V224H16ZM20 223V224H19ZM26 223H28V224H26ZM40 223V224H39ZM46 223V224H45ZM8 224V225H9ZM10 224V226H12ZM23 224H25V225H23ZM40 225V226H37V225ZM0 225H1V222H0ZM53 225H57V226H55V228H54V230H53ZM12 226V228H14ZM19 226H20V228L22 229H19ZM27 226V227H26ZM59 226L61 227L60 229L61 230H59ZM2 227V226H1ZM2 227V228H3ZM9 227V226H8ZM23 227V228H22ZM25 227L28 229V231H25V230H27V229H25ZM35 227V228H34ZM38 227V228H37ZM11 228V227H10ZM44 228V229H43ZM58 228V229H57ZM65 228V227H64ZM154 228V227H153ZM25 229V230H24ZM38 229V230H37ZM40 229H42L43 231H41L40 232ZM63 229V230H62ZM1 230L2 229H0V232H1ZM4 230H6V228L4 229L3 228V230H2V232H1V234H0V264H8L9 262V264H22V263H24L23 261H19L16 257L18 256V255H16L20 250L18 249V248H16L15 249V251L14 252H16V251H18L16 254L15 253H12L13 252V250H14V248L15 247H13L14 246V244H12V245H10V243L7 241V235H5V232H8V231H4ZM9 230V229H8ZM11 230L9 231V232H11ZM19 230V231H18ZM48 230V229H47ZM46 230V231H47ZM35 231L36 232H40L39 234L38 233H35ZM58 231V232H57ZM59 231H62V233L61 232H59ZM3 232H4V235H5V237H4V235H3ZM18 232H21V233H18ZM25 232H27L28 234H32L33 235V237H31L32 235H29V237H31V239L28 237V234L27 235H24L25 234ZM43 232H45V234L46 235H44L43 234ZM63 232H64V234H63ZM66 232V233H65ZM68 232V233H67ZM154 230H152V232H151V235H153L154 234ZM56 233V234H55ZM57 233H59V234H57ZM6 234H8V233H6ZM10 234V233H9ZM62 234V235H61ZM156 234L158 235L159 234V232L158 231H156ZM97 235H99V234H97ZM150 235V236H151ZM24 236L26 237L27 236V238L25 239L24 238ZM39 236H43V237H39ZM58 236V237H59ZM100 236V235H99ZM9 237H10V235H9ZM36 237H38L39 238V240L37 241L36 240ZM177 237V240H179V238ZM13 238V239H12ZM22 238V237H21ZM106 240L108 239V238H106V237H104ZM155 238H157V237H153V239H151V240H156ZM12 240V241H10V240ZM16 239V240H15ZM30 239V240H29ZM61 239V241H63ZM121 239H123L124 241H126V242H123ZM28 240H29V242L30 243H28ZM121 240V241H120ZM17 241V242H16ZM109 241H110V239H109ZM120 241V242H119ZM253 241L255 242V243H253ZM8 242V243H7ZM119 242V243H118ZM20 243H24V242H19V243H17V244H15L16 245V247L18 246V244L20 245ZM32 243V245L34 246V244ZM49 243V242H48ZM57 243V246H61L60 244H62V242H60V239H58V242H56ZM45 244V243H44ZM133 244H135V245H133ZM22 245H24V244H22ZM9 246H12L13 247V250H12V247L10 248ZM21 246V245H20ZM41 246H43L42 244H41ZM52 246V245H51ZM135 246V247H134ZM256 250H255V253H254V261L255 260H257V259H261L262 258V256H259V255H261V253L264 255V252H261V251H263L264 249V246L263 245H261L260 243H258V244H256ZM259 246H261V247H259ZM22 247V246H21ZM20 247V248H21ZM46 247V249H44ZM43 246L42 247V249H43V251L46 253L47 251H48V248H47V246ZM141 247V248H140ZM56 248H58V247H56ZM260 248L261 249H263V250H260ZM18 249V250H17ZM153 249V250H152ZM12 250V251H11ZM156 250V251H155ZM251 250V251H250ZM258 250H260V252H258ZM141 251H143V248H142V250ZM145 251V250H144ZM146 251V252H147ZM149 251H148V253H149ZM154 251V252H153ZM153 252V253H152ZM157 252V253H156ZM249 252V253H248ZM20 254H22V258H21V256H19V259H26L27 260V262H25V263H29L30 261L29 260H31L32 261V259H34V257H30V256H28V258L29 259H27V257L25 258V256H24V254H23V251H22V253L21 252H19ZM18 253V254H19ZM156 253V254H155ZM194 253V254H195ZM19 254V255H20ZM251 254V255H250ZM255 254H256V256H255ZM179 255V254H178ZM258 255V256H257ZM13 256V257H12ZM24 256V257H23ZM156 256H163V255H156ZM164 256V257H165ZM174 256H176V255H174ZM180 256V255H179ZM176 257H178V256H176ZM258 257V258H257ZM6 258V259H5ZM16 258V259H15ZM31 258V259H30ZM168 258H170L171 259V257L169 256ZM180 258V257H179ZM179 258L178 259H175L173 262H175V263H178V262H176V261H178L179 260ZM15 259V260H14ZM173 259V258H172ZM14 260V261H13ZM219 260H221V261H223V262H220ZM18 261L19 262H22V263H18ZM29 261V262H28ZM8 262V263H7ZM191 264V263H193V262H189L188 261V263L187 264ZM29 264H31V262L29 263ZM213 264H216V263H213Z\"/></svg>", "mask_w": 264, "mask_h": 264}, {"label": "crops", "instance_id": "0c3cea01", "mask_svg": "<svg viewBox=\"0 0 264 264\" xmlns=\"http://www.w3.org/2000/svg\"><path fill=\"white\" fill-rule=\"evenodd\" d=\"M203 1H208V2H214V3H220V4H228V5H233V6H240L244 9L250 10V11H255V12H264V0H203ZM177 192H175V195ZM152 196H157L159 198L157 199H150L148 198L147 201H145L140 207L141 203L133 202L134 206L136 205L138 209H133L130 206V213H136L139 215L141 218L135 217L136 222L142 223V235L143 238L144 236L148 238H145L144 240H148L151 246H155L158 248H163L166 249L170 246H174L175 251L178 253L181 250H192L193 249V244L189 246L187 244V241H183V235L179 237L174 234L170 230L171 222L172 219L171 217L173 216V212L177 209H179L180 213L183 208V201H181V197L176 198L172 197V195H169L165 193V195H151ZM193 197V194H191V197ZM197 198V197H196ZM115 205V201H113ZM129 204V203H128ZM241 202L239 201L236 205H240ZM262 206H264V203L261 202ZM192 205V204H191ZM243 208H238L239 211H241ZM244 210V209H243ZM179 213V214H180ZM253 222H258L257 221V213L254 214V218L251 219ZM105 222V221H104ZM108 225V223L106 222ZM106 224H104L106 226ZM107 227V226H106ZM154 227V228H153ZM152 230H154V234L151 235ZM156 231L159 232V234H156ZM151 235V236H150ZM153 237L156 240H151ZM177 237L179 240H177Z\"/></svg>", "mask_w": 264, "mask_h": 264}]
</instances>
